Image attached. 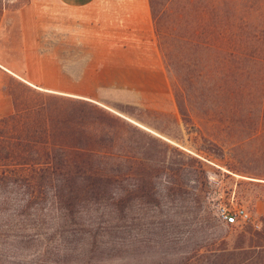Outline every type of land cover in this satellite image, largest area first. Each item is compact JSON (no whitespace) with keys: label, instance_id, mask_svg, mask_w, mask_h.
<instances>
[{"label":"rangeland","instance_id":"rangeland-1","mask_svg":"<svg viewBox=\"0 0 264 264\" xmlns=\"http://www.w3.org/2000/svg\"><path fill=\"white\" fill-rule=\"evenodd\" d=\"M231 1L234 4L232 12L226 10L223 0H155L162 9V28L178 36L216 41L249 37L264 42V0ZM24 2L26 0H0V15L4 7L12 10ZM195 7H198L196 13ZM12 17L16 18L8 15V19ZM14 23L12 30L17 27L16 21ZM198 23L204 26L200 31ZM243 23H246L245 27ZM10 39L12 42L9 43L6 38L4 55H0L4 61L13 68L30 69L33 76L54 82L52 59H43L45 73L40 72L39 64L27 66V60H39L21 56V51L16 49L18 37L11 35ZM10 45L15 47L12 52L19 56L7 55L12 53L7 50L11 49ZM79 48L78 59H73L72 66L78 72L64 74L60 83L84 96L43 90L26 82L23 79L25 73L18 76L9 73L4 88L12 99L10 113L19 110V117H30L36 126L42 123L47 112L58 113L51 123L58 119L63 124L66 121L61 115L64 109L82 107L80 98H85L121 113L159 137L160 141L176 148L167 151L168 166L162 169L144 159L137 163L140 175L152 173L151 189L154 192L130 202L120 221V230L106 231L99 227L95 233L96 243L90 244V227L57 217V212L50 207V193L41 203L43 213L37 209L40 203H34L28 212L10 219L1 214L0 264H264V240L260 239V245H249L250 233L246 230L248 223L259 226L264 212V134L261 128L260 133L252 134L241 143L237 132L229 135L226 129L202 136L196 129L197 117L188 130L181 121L167 73L165 84H152L142 81H156L160 77L149 75L138 66L120 67L115 73L96 72L102 59L84 57L90 52L83 50L82 45ZM136 60L141 59H128ZM146 61L153 62L154 59ZM260 64L256 62L248 74L257 82L251 86L247 84L246 88L235 87L234 99H245L250 105L251 99L255 102L261 98ZM236 72L239 77L246 73H241L240 69ZM114 77L119 81L126 80L129 87L118 89V85L112 83ZM27 106L31 109L26 110ZM120 108L149 123L132 113L128 116ZM94 115L86 119L77 115L70 122L75 135L82 137V141H74L86 148L96 146L86 144V137L108 138ZM215 135L220 147L210 142ZM146 140L142 137L140 142ZM121 143L123 152H132V140L124 139ZM131 181L126 178L124 187L130 188ZM4 196L6 194L0 190V200ZM21 196L20 192L12 190L7 200L13 206ZM222 205H242L249 212V218L225 223L218 213ZM115 240L121 244H106Z\"/></svg>","mask_w":264,"mask_h":264},{"label":"trees","instance_id":"trees-1","mask_svg":"<svg viewBox=\"0 0 264 264\" xmlns=\"http://www.w3.org/2000/svg\"><path fill=\"white\" fill-rule=\"evenodd\" d=\"M223 3L226 10L232 12V1L223 0ZM150 5L158 47L186 128L189 130L197 117L196 129L202 136L226 129L229 135L237 132L241 143L258 133L260 128L264 134V42L249 37L216 41L178 36L162 28V9L155 0H150ZM193 10L196 13L198 7ZM198 26L199 31L204 28L201 23ZM258 61L261 63V98L255 102L251 99V104L247 105L245 99H234V88H246L247 84L251 86L257 82L248 74ZM238 69L241 73L246 72L243 77L238 76ZM80 99L82 107L64 109L61 115L66 118L65 124L59 123L58 119L51 123L58 113L47 112L37 126L30 117H19V110L0 117V190L6 194L0 200V215L4 214L8 219L22 215L34 203H40L37 209L42 212L41 203L50 193V207L57 212V217L90 227V244H93L99 227L106 231L120 230V221L130 202L154 192L151 189L152 173L146 171L140 175L137 163L144 159L160 169L167 167V151L176 147L160 141L159 137L121 113L89 99ZM25 109H31V106ZM120 109L132 116L127 109ZM237 114L240 116L235 117ZM77 115L84 119L94 115L108 138L86 137V144L96 145L90 148L75 142L82 138L75 135L70 123ZM133 116L145 121L138 115ZM252 125L255 127L250 129ZM142 137L148 140L140 142ZM217 138L215 135L210 142L220 147ZM124 139L134 142L131 153L120 148ZM128 177L132 181L130 188H125L124 180ZM172 181L176 183L175 178ZM12 190L22 194L13 206L7 200ZM86 214L88 217H84ZM246 230L250 233L248 244L260 245V239L264 240V212L260 225L248 223ZM116 241L106 244H121Z\"/></svg>","mask_w":264,"mask_h":264},{"label":"crops","instance_id":"crops-1","mask_svg":"<svg viewBox=\"0 0 264 264\" xmlns=\"http://www.w3.org/2000/svg\"><path fill=\"white\" fill-rule=\"evenodd\" d=\"M8 15L16 18L8 19ZM15 21L17 27L12 30ZM11 35L19 39L16 49L21 51V56L39 60H27V66L39 64L40 72L45 73L43 59L53 60L54 82L33 76L30 69L13 68L2 59L6 38L12 42ZM14 39L17 41L16 37ZM80 45L90 52L84 57L102 59L96 72L115 73L120 67L138 66L149 75L160 77V80L142 82L166 83L167 72L159 53L150 0H26L12 10L4 7L0 15V116L12 111V99L4 88L9 73L17 76L25 73L26 82L43 90L81 95L60 83L64 74L78 72L72 66L73 59H78ZM9 48L10 52L15 50L14 46ZM7 55L19 56L15 52ZM132 57L141 60L128 61ZM148 58L154 61H146ZM112 83L118 85V89L129 87L126 80L119 81L117 77Z\"/></svg>","mask_w":264,"mask_h":264},{"label":"built area","instance_id":"built-area-1","mask_svg":"<svg viewBox=\"0 0 264 264\" xmlns=\"http://www.w3.org/2000/svg\"><path fill=\"white\" fill-rule=\"evenodd\" d=\"M218 213L225 223H236L249 218V212L242 205H235L233 207L222 205Z\"/></svg>","mask_w":264,"mask_h":264}]
</instances>
